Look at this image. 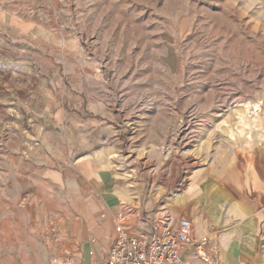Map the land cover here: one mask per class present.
<instances>
[{"label":"rangeland","instance_id":"obj_1","mask_svg":"<svg viewBox=\"0 0 264 264\" xmlns=\"http://www.w3.org/2000/svg\"><path fill=\"white\" fill-rule=\"evenodd\" d=\"M261 102L264 0H0V264H52L58 215L108 199L60 197L85 158L121 181L118 223L199 227L204 199L173 195L202 194Z\"/></svg>","mask_w":264,"mask_h":264},{"label":"crops","instance_id":"obj_2","mask_svg":"<svg viewBox=\"0 0 264 264\" xmlns=\"http://www.w3.org/2000/svg\"><path fill=\"white\" fill-rule=\"evenodd\" d=\"M238 118L242 129L236 128L233 147L220 152L217 165L204 169L206 189L202 194L185 192L173 198L204 199L198 203L205 204V210L212 216L204 218L202 225L197 218L199 227L194 224L195 220L188 219L196 238L210 239L208 250L217 251L221 264H264V112L254 118L247 115ZM85 159L82 163L84 166L89 163L90 166L84 168L89 174H83L82 170L84 178L67 190H60V197L108 199H91L92 204L85 212L81 209L58 215V219L64 221L61 227L66 228L55 233V240L51 239L54 246L51 254H57L52 264H102L117 237L122 215L117 198H126L121 191V181L108 171L100 175L98 169L93 170L95 164H91V158ZM212 198L218 199L212 201ZM223 201L246 206V213L242 212L233 224H227L228 220L217 217Z\"/></svg>","mask_w":264,"mask_h":264},{"label":"built area","instance_id":"obj_3","mask_svg":"<svg viewBox=\"0 0 264 264\" xmlns=\"http://www.w3.org/2000/svg\"><path fill=\"white\" fill-rule=\"evenodd\" d=\"M253 111L264 112L263 102ZM210 245L207 237L194 236L186 217L163 214L154 220L139 218L132 229L119 223L115 242L102 264H221L217 251L208 250Z\"/></svg>","mask_w":264,"mask_h":264},{"label":"bare ground","instance_id":"obj_4","mask_svg":"<svg viewBox=\"0 0 264 264\" xmlns=\"http://www.w3.org/2000/svg\"><path fill=\"white\" fill-rule=\"evenodd\" d=\"M244 106V105H243Z\"/></svg>","mask_w":264,"mask_h":264}]
</instances>
